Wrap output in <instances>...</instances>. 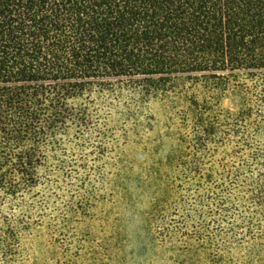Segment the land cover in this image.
Masks as SVG:
<instances>
[{"label": "trees", "instance_id": "1", "mask_svg": "<svg viewBox=\"0 0 264 264\" xmlns=\"http://www.w3.org/2000/svg\"><path fill=\"white\" fill-rule=\"evenodd\" d=\"M230 87L237 110L220 106ZM172 95L187 193L155 230L236 264V246L264 242V0H0V264L22 260L50 159L89 184L114 127Z\"/></svg>", "mask_w": 264, "mask_h": 264}, {"label": "rangeland", "instance_id": "2", "mask_svg": "<svg viewBox=\"0 0 264 264\" xmlns=\"http://www.w3.org/2000/svg\"><path fill=\"white\" fill-rule=\"evenodd\" d=\"M243 98L240 88L230 87L220 106L237 110ZM186 106L176 95L154 100L143 125L115 126L107 150L88 162L90 183L74 178L80 188L71 185L69 167H57L50 159L40 169L44 184L29 207L19 263L212 264L203 251L187 250L176 238L163 239L153 222L161 208L187 193L183 167H178L185 155ZM67 148L79 152L74 144ZM232 256L236 264H264V242L246 241Z\"/></svg>", "mask_w": 264, "mask_h": 264}]
</instances>
